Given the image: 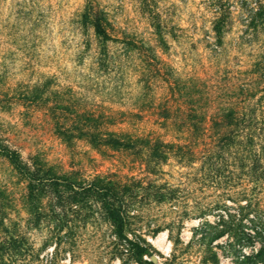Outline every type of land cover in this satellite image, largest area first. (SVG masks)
I'll return each mask as SVG.
<instances>
[{
    "label": "rangeland",
    "instance_id": "rangeland-1",
    "mask_svg": "<svg viewBox=\"0 0 264 264\" xmlns=\"http://www.w3.org/2000/svg\"><path fill=\"white\" fill-rule=\"evenodd\" d=\"M91 3L94 10L88 8ZM260 6L264 8V0H0V134L24 159H37L44 168L59 173L84 179L142 177L144 166L131 152L99 151L84 140L64 142L56 123L68 125L93 112L113 119L109 130L135 135L153 131L167 140L176 137L173 129L178 125L167 121L169 125L161 127L157 118L171 94L166 82H175L181 89L210 78L217 64L243 70L264 57V26L249 24ZM84 15H104L108 33L134 46L108 43L111 61L99 66V45L89 25L81 24ZM157 23L166 50L157 43ZM215 29L222 35L217 50ZM157 69L159 76L153 73ZM161 170L158 182L166 181L185 195V169L171 159ZM0 190L22 211L18 204L25 184L2 157ZM214 194L193 191L183 203L203 205L214 200ZM225 202L227 209L181 223L173 222L168 205H146L138 225L151 249L143 260L146 264H211L207 259L212 250L217 264H239L244 256L254 255L264 240L233 237L236 231L253 234L254 230L246 218L239 220L236 205ZM218 214L228 230L209 242L202 235L221 228L216 226ZM20 215L24 217L23 212ZM204 219L211 227L202 225ZM147 226L158 230L149 233ZM31 238L40 246V233H32ZM110 239L108 226L93 220L80 230L77 244L82 252L73 264H136L125 255L112 258ZM51 250L52 245L42 254ZM60 263L69 264L68 253Z\"/></svg>",
    "mask_w": 264,
    "mask_h": 264
},
{
    "label": "trees",
    "instance_id": "trees-1",
    "mask_svg": "<svg viewBox=\"0 0 264 264\" xmlns=\"http://www.w3.org/2000/svg\"><path fill=\"white\" fill-rule=\"evenodd\" d=\"M88 8L94 10L92 3ZM263 9L260 6L259 12L253 14L250 25L264 26ZM81 24L84 28L89 25L97 39L96 62L101 67L111 61L108 43L134 46L131 41L116 39L108 33L104 15H84ZM154 34L159 47L166 50L168 45L158 23ZM215 41L217 50L222 42L218 29ZM218 66L210 78L199 84L179 89L175 82H166L171 94L157 118L161 127L166 128L167 121L178 125L173 131L179 136L170 140L153 131L135 135L109 130L113 119L93 112L79 115V120L68 125L56 123L64 142L84 140L99 151L131 152L144 166L142 177L95 175L84 179L59 173L51 167L44 168L37 159H24L0 134V157L25 184V194L18 204L22 211L0 190V264H61L66 253L69 264H73L82 252L77 244L80 230L93 220L108 226L112 258L125 255L133 263L146 264L142 257L151 247L138 224L145 206L152 203L168 205L173 210V222L181 223L191 216L205 218L214 211L227 209L225 200H229L236 205L239 220L246 218L254 230L253 234L236 231L232 236L237 240H264V57L243 70ZM176 92L178 95L173 97ZM171 159L185 169V195L166 181L158 182V176L163 174L161 166ZM209 190L215 193L211 202L194 206L183 203L193 191ZM217 216L216 226L221 228L202 235L209 242L228 230L223 216ZM208 223L205 220L202 225L210 226ZM146 228L152 234L158 230ZM34 232L41 234L38 247L31 238ZM50 245L52 250L42 254ZM209 252L207 262L217 264L216 253ZM251 258L252 264H264V245L254 255L244 256L239 264Z\"/></svg>",
    "mask_w": 264,
    "mask_h": 264
}]
</instances>
